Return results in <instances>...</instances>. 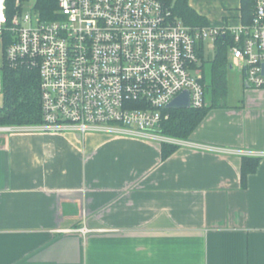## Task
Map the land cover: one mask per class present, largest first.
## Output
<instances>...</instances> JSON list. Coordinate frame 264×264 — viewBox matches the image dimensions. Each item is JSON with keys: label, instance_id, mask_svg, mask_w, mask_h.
<instances>
[{"label": "crops", "instance_id": "crops-1", "mask_svg": "<svg viewBox=\"0 0 264 264\" xmlns=\"http://www.w3.org/2000/svg\"><path fill=\"white\" fill-rule=\"evenodd\" d=\"M188 5L241 25L240 0ZM235 80L238 99L189 137L210 149L0 131V264H264V88ZM243 156L258 158L244 184Z\"/></svg>", "mask_w": 264, "mask_h": 264}, {"label": "built area", "instance_id": "built-area-1", "mask_svg": "<svg viewBox=\"0 0 264 264\" xmlns=\"http://www.w3.org/2000/svg\"><path fill=\"white\" fill-rule=\"evenodd\" d=\"M37 3L0 0V41L8 36L9 67L37 71L41 122L0 131L105 132L210 149L156 129L182 91L191 107L207 104L201 43L226 32L234 37L232 67L248 86L264 88V0L252 23L238 27L186 25L159 0H55L51 18Z\"/></svg>", "mask_w": 264, "mask_h": 264}, {"label": "trees", "instance_id": "trees-1", "mask_svg": "<svg viewBox=\"0 0 264 264\" xmlns=\"http://www.w3.org/2000/svg\"><path fill=\"white\" fill-rule=\"evenodd\" d=\"M159 1L184 24L188 23L192 26L211 24L188 5V0ZM256 1L240 0L239 9L242 25L248 26L252 23L255 16ZM37 5L41 8L44 17L51 18L49 12L55 5V0H38ZM232 35L231 32H226L214 40L212 43L214 54L209 60L204 59V43H201L199 56L202 63V75L200 81L204 86L207 104L200 108L191 106L184 109L164 108L163 113L167 118L160 121V125L156 129L157 132L176 139H189L193 130L211 108L226 105L225 101L229 91L228 70L232 67L229 49L234 45ZM1 40L3 60L0 69L3 102L0 106V126L38 124L41 122L39 75L35 70L9 67L3 56L8 36L3 34ZM160 146L162 158H166L178 147V145L166 142L161 143ZM257 162L258 158L242 157L240 168L242 184L245 183L247 175L254 172Z\"/></svg>", "mask_w": 264, "mask_h": 264}, {"label": "rangeland", "instance_id": "rangeland-1", "mask_svg": "<svg viewBox=\"0 0 264 264\" xmlns=\"http://www.w3.org/2000/svg\"><path fill=\"white\" fill-rule=\"evenodd\" d=\"M214 54V48L213 44L210 42H207L204 44V59L209 60L213 57ZM2 65V54L0 49V67ZM236 75H237V69L232 67L228 70V84H229V91L226 98L225 103L226 104H232L235 102V100L239 97V91L236 90L237 84H236ZM2 88V79H1V69H0V90Z\"/></svg>", "mask_w": 264, "mask_h": 264}, {"label": "water", "instance_id": "water-1", "mask_svg": "<svg viewBox=\"0 0 264 264\" xmlns=\"http://www.w3.org/2000/svg\"><path fill=\"white\" fill-rule=\"evenodd\" d=\"M261 70L264 73V63L261 65ZM190 100L188 91H182L176 95L169 103L166 104V108H189Z\"/></svg>", "mask_w": 264, "mask_h": 264}, {"label": "bare ground", "instance_id": "bare-ground-1", "mask_svg": "<svg viewBox=\"0 0 264 264\" xmlns=\"http://www.w3.org/2000/svg\"><path fill=\"white\" fill-rule=\"evenodd\" d=\"M38 4V3H37ZM39 6V5H38ZM46 12H48V11H46ZM50 15V14H49ZM51 16V15H50ZM50 18V17H49ZM245 24V23H244ZM186 25H188V23L186 24ZM190 25V24H189ZM194 25V24H193ZM209 25V24H208ZM233 36V35H232ZM3 51V50H2ZM2 60H3V58H2Z\"/></svg>", "mask_w": 264, "mask_h": 264}]
</instances>
